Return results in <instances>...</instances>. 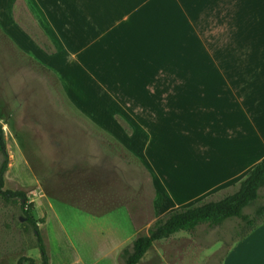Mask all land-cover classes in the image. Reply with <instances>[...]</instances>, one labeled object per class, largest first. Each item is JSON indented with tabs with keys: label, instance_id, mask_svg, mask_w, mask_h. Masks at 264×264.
Masks as SVG:
<instances>
[{
	"label": "crops",
	"instance_id": "obj_1",
	"mask_svg": "<svg viewBox=\"0 0 264 264\" xmlns=\"http://www.w3.org/2000/svg\"><path fill=\"white\" fill-rule=\"evenodd\" d=\"M0 34V92L55 76L152 175L158 219L222 198L264 158V0H0ZM220 264H264V221Z\"/></svg>",
	"mask_w": 264,
	"mask_h": 264
},
{
	"label": "rangeland",
	"instance_id": "obj_2",
	"mask_svg": "<svg viewBox=\"0 0 264 264\" xmlns=\"http://www.w3.org/2000/svg\"><path fill=\"white\" fill-rule=\"evenodd\" d=\"M9 49L0 34V50ZM23 78L27 95L14 98L9 84L0 92L8 156L3 190L23 192L32 205L49 264H123L122 250L160 218L164 195L140 161L67 103L55 76L37 71ZM261 206L264 188L245 213ZM237 226L228 221L177 233L154 243L138 264H220L239 237ZM21 258L40 264L32 228L19 200L0 199V264Z\"/></svg>",
	"mask_w": 264,
	"mask_h": 264
},
{
	"label": "trees",
	"instance_id": "obj_3",
	"mask_svg": "<svg viewBox=\"0 0 264 264\" xmlns=\"http://www.w3.org/2000/svg\"><path fill=\"white\" fill-rule=\"evenodd\" d=\"M124 132L130 133L129 127L118 120ZM0 199L4 202L20 201V208L26 225L32 232L40 255V264H49L47 253L40 237L37 222L33 219L32 205L27 203L26 196L21 191L3 190V175L8 165V156L4 141L2 126L0 125ZM264 188V158L254 166L230 193H226L218 200L209 199L197 205L177 209L166 217L156 220L144 236L136 238L128 249L122 250L120 257L123 264H138L142 257L156 242L166 240L171 236L183 232L192 233L198 226L220 228L228 221H237L239 239L245 238L255 227L264 221V207H257L252 214L245 210L251 208L260 200V191ZM17 264H35L32 259L21 258Z\"/></svg>",
	"mask_w": 264,
	"mask_h": 264
}]
</instances>
